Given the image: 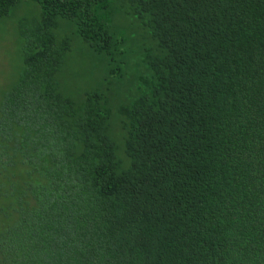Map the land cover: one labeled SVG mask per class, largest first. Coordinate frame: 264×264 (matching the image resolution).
I'll list each match as a JSON object with an SVG mask.
<instances>
[{
  "label": "trees",
  "instance_id": "1",
  "mask_svg": "<svg viewBox=\"0 0 264 264\" xmlns=\"http://www.w3.org/2000/svg\"><path fill=\"white\" fill-rule=\"evenodd\" d=\"M32 1L0 99V264H264V0ZM118 8L151 43L124 99ZM76 42L105 82L77 95Z\"/></svg>",
  "mask_w": 264,
  "mask_h": 264
},
{
  "label": "rangeland",
  "instance_id": "2",
  "mask_svg": "<svg viewBox=\"0 0 264 264\" xmlns=\"http://www.w3.org/2000/svg\"><path fill=\"white\" fill-rule=\"evenodd\" d=\"M118 29L126 32L130 41V65L131 75L129 79L120 82H112L110 88L114 92L113 98H127L136 89L133 82L143 71L141 65V49L151 44L145 31L139 26L125 9L116 11ZM39 18L37 5L32 0H22L20 5L12 10L10 16L0 22V99L16 82H19L24 68L22 59V35L23 26H27ZM60 27L62 35H70L72 29ZM103 66L82 44L76 42L74 52L71 54L64 72L60 75V82H64V89L70 94H78L88 88H101Z\"/></svg>",
  "mask_w": 264,
  "mask_h": 264
}]
</instances>
